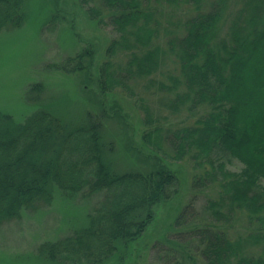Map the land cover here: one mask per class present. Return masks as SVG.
<instances>
[{"label":"trees","instance_id":"16d2710c","mask_svg":"<svg viewBox=\"0 0 264 264\" xmlns=\"http://www.w3.org/2000/svg\"><path fill=\"white\" fill-rule=\"evenodd\" d=\"M79 1L96 27L117 32L98 63L97 84L103 95H138L142 138L155 162L142 171L114 168L104 140L108 114L98 98L101 110L87 109L78 123L64 120L54 104L24 121L0 108V230L49 206L57 194H101L83 225L41 243L38 256L49 264L121 259L153 222L155 206L178 193L180 180L167 159L187 160L195 170L194 196L161 234V264H264V0ZM24 2L0 0V34L22 25ZM169 5H184L189 14L172 30L157 11ZM58 19L54 13L49 22ZM98 51L89 42L54 68L88 71ZM139 86L160 93L166 115H155L147 96L136 94ZM42 87L32 84L37 95L30 100L40 99ZM185 111L183 121L171 120ZM114 112L122 113L121 105ZM236 162L238 171L229 168ZM198 193L205 216L196 210ZM238 219L248 223L247 232L233 237L228 227Z\"/></svg>","mask_w":264,"mask_h":264},{"label":"rangeland","instance_id":"374dc122","mask_svg":"<svg viewBox=\"0 0 264 264\" xmlns=\"http://www.w3.org/2000/svg\"><path fill=\"white\" fill-rule=\"evenodd\" d=\"M164 8V11L157 10L160 14L158 17L162 25L171 30L189 16L184 5ZM23 9L25 20L22 25L5 29L0 34V108L24 121L40 107L54 104L53 109L64 120L78 123L83 120L87 109L101 110L100 105H96L98 98L105 104L108 114L104 119V140L114 168L118 171L150 169L155 160L148 157L156 152L142 138L146 129L143 112L133 102L138 95L127 96L121 91L103 95L97 84L98 63L104 59V48L111 38L117 36V32L109 25L96 27L86 16L85 7L81 6L79 0H25ZM54 13L59 15L56 24L49 22ZM89 42L99 46L90 70L64 73L54 68L55 64L74 56ZM36 82L43 84V90L38 95L40 99L32 101L30 96L37 93H30V87ZM137 93L147 96L155 115L167 114L160 93L147 91L141 86L136 89ZM58 96L62 98L54 103ZM118 105H121L122 113L116 115L114 109ZM187 116L185 111V114H173L170 118L177 123ZM167 161L180 180L176 197L158 203L155 218L142 236L129 244L123 258H115L106 264L162 263L158 248L162 246L158 243L161 234L173 224L183 206L194 196L189 182L195 172L192 163L187 160ZM229 164V168L236 171L242 166L237 162ZM101 196L57 194L49 206L34 213H25L21 220L6 224L0 230V264H49L39 258L38 246L46 240L55 241L67 236L83 225ZM204 204L205 196L198 193L195 196L198 213H203ZM247 225L244 220L238 219L228 227L229 234L233 237L239 233L245 234Z\"/></svg>","mask_w":264,"mask_h":264}]
</instances>
